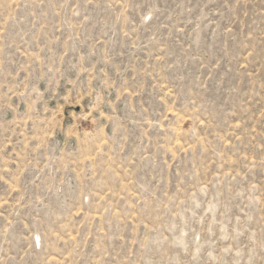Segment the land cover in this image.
<instances>
[{
  "label": "rangeland",
  "instance_id": "374dc122",
  "mask_svg": "<svg viewBox=\"0 0 264 264\" xmlns=\"http://www.w3.org/2000/svg\"><path fill=\"white\" fill-rule=\"evenodd\" d=\"M0 264H264V0H0Z\"/></svg>",
  "mask_w": 264,
  "mask_h": 264
},
{
  "label": "bare ground",
  "instance_id": "6f19581e",
  "mask_svg": "<svg viewBox=\"0 0 264 264\" xmlns=\"http://www.w3.org/2000/svg\"><path fill=\"white\" fill-rule=\"evenodd\" d=\"M40 236L38 235V238H39Z\"/></svg>",
  "mask_w": 264,
  "mask_h": 264
}]
</instances>
